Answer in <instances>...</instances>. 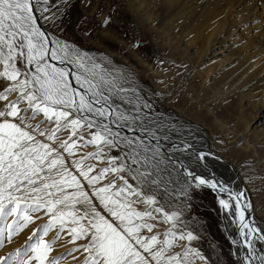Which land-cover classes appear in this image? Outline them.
I'll list each match as a JSON object with an SVG mask.
<instances>
[{"label": "snow or ice", "instance_id": "snow-or-ice-1", "mask_svg": "<svg viewBox=\"0 0 264 264\" xmlns=\"http://www.w3.org/2000/svg\"><path fill=\"white\" fill-rule=\"evenodd\" d=\"M41 2L0 0V80L8 82L0 90V101H6L0 108V247L41 218L34 213L49 219L33 230L23 250L0 257V264H59L48 254L69 223L70 242L88 241L71 250L82 248L87 253L83 264H195L197 260L209 264L208 257L192 246L200 237L177 230L180 213L166 206L174 170L184 168L186 178L197 181L196 187L216 189L218 182L188 172L183 160L177 166L173 155L161 151L159 133L166 128L174 131L175 126L161 123L162 117L124 73L68 42L49 40L34 15V8L41 11ZM48 10L45 7L41 15ZM13 94L15 98L9 100ZM38 116L43 118L37 121ZM64 131L69 136L60 140ZM182 143L183 147L172 144V153L192 148ZM89 145L95 151L65 159V153L74 157ZM188 154L201 161L208 155L195 150ZM90 160L105 166L97 171L96 164L86 163ZM103 180L107 183L97 187ZM69 188L75 191L68 192ZM219 191L226 189L219 185ZM220 204L230 208L226 200ZM235 215L243 238L241 250L248 249L239 257L241 264H264V250L258 254L255 247V240L264 243V234L253 239L260 229L245 222L239 204ZM159 223L170 227L154 232ZM57 225V236L45 241ZM180 241L185 242L181 251H173Z\"/></svg>", "mask_w": 264, "mask_h": 264}, {"label": "rangeland", "instance_id": "rangeland-1", "mask_svg": "<svg viewBox=\"0 0 264 264\" xmlns=\"http://www.w3.org/2000/svg\"><path fill=\"white\" fill-rule=\"evenodd\" d=\"M66 3L68 4L67 7L65 6ZM45 7L49 10L41 15V11ZM40 8L41 11L35 12L45 30L59 36L97 60L110 62V64L125 70L134 85L137 84L144 88L143 95L152 104L155 114L185 119L187 122L198 125L201 129L207 131L214 141V145L216 143V146H214L215 153H219L236 170H242L243 173L241 174L250 179V175H254L255 190L264 195V175L255 171L254 164L252 166L254 170L251 173L243 169L240 161L235 162L229 158L225 145L220 143L222 139L215 138L216 133L212 132L208 125V119L212 113L215 121H222L226 127L225 129H228L232 136H238V134L245 133L249 125L250 115L248 111L251 110H245V108L240 110L238 106H234L229 113L222 111L217 114L216 109L218 106L215 107L214 102L218 97H226L225 93L229 92L232 86L230 81H225L228 85L220 82L216 85L218 91L217 97L214 99L210 93L212 90L209 91L207 88L204 89L203 86L201 88L198 86L201 83L199 79L201 73L199 75L196 59L186 50V45L189 42L188 33L186 31V34L181 35V37L178 36V39L181 40L178 45L181 55H176L175 51H172L177 40L176 33L170 23L161 15L158 0H143L141 2L134 0H47L46 3L42 0ZM45 17L49 19H45ZM187 21L185 20V22ZM180 26L183 27L182 24ZM189 26L192 27L191 23ZM183 28H186V26ZM2 70L3 68L0 67V71ZM7 83L6 80H0V90H3ZM14 98L13 94L9 97V100ZM195 100H197V103ZM5 103L6 101H0V108H3ZM201 108L202 110H198ZM42 118V116H38L37 121ZM37 121H33V124ZM44 126V124H41L42 128ZM68 136V131L59 134L60 140L67 139ZM85 138L90 139L87 133H85ZM256 141L258 140H254V146H256ZM58 143L59 140L56 141V144ZM56 144L53 146L55 147ZM93 151H95V148L89 145L76 151L74 157H69L67 153L64 155L65 159L70 161ZM116 154V150H113L112 155ZM91 161L86 163H91ZM96 162L101 166H97V171L105 166L104 163ZM92 174L95 173L90 175ZM78 179L86 184L81 177L78 176ZM105 181H101L97 187L104 184ZM86 190L91 192L90 189L86 188ZM67 191L73 192L75 189L69 188ZM190 194V198L186 199L184 203H187L186 205H175L174 201L169 200L166 206L168 211L180 213L181 222L177 224V230L192 231L194 235L200 237L198 241L192 242V246L208 257L209 264H237V258L234 256L235 246L224 229V210L220 208L217 194L207 187L194 189ZM262 198L263 202L260 203L262 206H257L255 218L257 221L264 223V197ZM93 200L94 203L99 205V201L95 197H93ZM76 207L79 208L80 205ZM33 216H40L41 218L36 219L34 223L14 235L11 242L5 239L3 247H0V257H5L17 250H23L29 243V237L32 235L33 230L47 223L49 219L48 216H44L42 213H34ZM82 223L86 224L87 222L82 221ZM161 226L164 230H167L170 224L159 223L154 232H158ZM70 227L71 224L69 223L65 231L60 234V238L52 245V251L48 254V259L58 258L59 264H83L87 253L83 252L82 248L80 251L71 250L87 244L88 241L80 239L75 243L70 242L71 236L68 234ZM58 228L57 225L56 228L50 230L44 236V240L51 242L57 236ZM179 244L181 243L179 242ZM62 245L66 246L62 250V254L57 253L59 252L58 248ZM173 251L179 252L180 247L174 248ZM80 257L82 261L77 262V258Z\"/></svg>", "mask_w": 264, "mask_h": 264}, {"label": "bare ground", "instance_id": "bare-ground-1", "mask_svg": "<svg viewBox=\"0 0 264 264\" xmlns=\"http://www.w3.org/2000/svg\"><path fill=\"white\" fill-rule=\"evenodd\" d=\"M134 1L141 2L143 0ZM158 2L161 15L170 23L176 33L177 40L172 49L176 55H181L178 48L181 40L178 39V36L186 34V31L188 33L189 42L186 45V50L196 59L199 75L201 73L199 78L201 83L198 86L200 88L203 86L209 91L212 90L210 93L214 99L217 97L218 91L216 85L219 82L224 84L225 81H230L232 86L229 92L225 93L226 97H218L214 102V106H218L217 114L222 111L229 113L234 106H238L240 110L244 108L251 110L248 111L250 123L245 133L238 134V136H232L231 132L225 129L222 121H215L212 113L209 116L208 125L210 130L216 133L215 138L222 139L220 143L225 145L229 158L235 162L240 161L243 169L251 173H253L252 166L254 164L255 171L264 175V0H158ZM34 15H36L35 9ZM185 20L188 21L185 22ZM37 22L46 32L50 41L57 38L65 41L45 30L39 19ZM190 23L193 28L189 26ZM181 24L186 28L180 26ZM193 34L195 35L190 39ZM97 61L99 62V60ZM51 62L61 66L56 61ZM105 62L107 63V61ZM107 66L116 72L124 73L134 85L125 70L113 64ZM134 86L143 95L144 88L137 84ZM195 102L197 103V100ZM202 106L204 105L202 104ZM198 110H202V108ZM156 115L162 117V124L169 128L175 126L174 131L169 132L166 128L159 133L161 151L173 155L177 166L179 161L183 160L188 172H194L202 178L218 182L216 189H209L217 194L219 201L223 199L230 204L229 209H224L221 204L220 208L224 210L225 231L231 241L239 242L234 244V256L237 258V264H241L239 257L247 253L248 249L241 250L240 247L243 244V238L239 236L238 217L235 215L237 204L244 210L245 222L260 229L258 234H254L253 239L256 235L264 234V223L255 218L257 206H262L260 203L263 202L264 195L256 192L254 175H250V179L241 174L242 170L238 171L231 166L219 153L216 154L214 149L216 143L214 145L210 134L198 125L169 115ZM93 130L95 131V129ZM222 132L223 134H221ZM165 134L168 135V139H164ZM255 139L258 140L256 146L253 144ZM182 141L190 144L192 148L184 153H172V144H179L183 147ZM151 142L155 143V140ZM193 150L208 155L202 161L197 160L188 154ZM177 157L179 159H176ZM91 163L100 166L94 160ZM172 179L173 183L169 185L173 190L170 200L174 201L175 205L184 204L186 199L190 198L192 190L204 188V186L196 187L197 181L193 178H186L184 168H180L179 172L174 170ZM186 185H191L187 188V195L184 192ZM219 185H222L226 191L220 192ZM237 194H239L238 200ZM142 208L143 206H141V210ZM164 231L163 226L159 227L158 232L163 233ZM180 243L181 251L184 241H180ZM65 247L62 245L58 248L59 252L57 253L62 254ZM255 247L259 254L260 250H264V243L255 240ZM80 260L81 257L77 258V262ZM195 264H201V262L197 260Z\"/></svg>", "mask_w": 264, "mask_h": 264}]
</instances>
